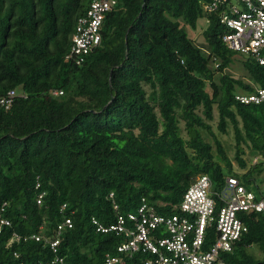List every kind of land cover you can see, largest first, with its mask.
Listing matches in <instances>:
<instances>
[{"label": "trees", "instance_id": "trees-1", "mask_svg": "<svg viewBox=\"0 0 264 264\" xmlns=\"http://www.w3.org/2000/svg\"><path fill=\"white\" fill-rule=\"evenodd\" d=\"M90 1L0 0V97L26 93L0 106V211L11 221L0 232V264L52 261L46 238L55 239L66 218L73 224L60 233V256L104 264L123 237L97 231L94 218L110 225L143 198L175 212L200 173L216 188L235 175L258 191L252 184L264 161L247 168L244 154L264 157V103L236 95L264 88V65L248 56L249 80L228 71L235 51L223 40V8L206 10L210 0H119L101 44L81 63L66 61ZM200 18L202 43L188 33ZM217 117L222 133L233 128L243 171L215 135ZM241 215L248 231L223 256L264 264V215ZM215 236L208 228L206 247Z\"/></svg>", "mask_w": 264, "mask_h": 264}, {"label": "built area", "instance_id": "built-area-1", "mask_svg": "<svg viewBox=\"0 0 264 264\" xmlns=\"http://www.w3.org/2000/svg\"><path fill=\"white\" fill-rule=\"evenodd\" d=\"M237 2L210 0L204 4L209 11L223 8L220 21L227 27L223 40L228 47L264 65V0ZM118 3L119 0L90 1L87 13L77 20L66 61L81 63L85 55L101 44L106 14ZM18 96H26V93L15 88L9 90L0 97V106L11 108ZM236 99L243 103H264V88H257L251 94H237ZM257 189L248 188L235 175H227L224 186L216 188L209 174L200 173L193 178L175 212L161 213L143 198L135 211L118 214L110 225L94 218L97 231H115L123 237L115 251L105 254L104 264H232L223 255L232 252L236 242L248 231L241 213L264 215V186L258 184ZM44 194L41 192L38 203L42 202ZM115 208L119 209V205L115 204ZM10 224L11 221L0 211V232ZM72 224L71 219L66 218L58 226L56 238H46L56 254L55 258L47 263L39 261L35 264H68L58 249L60 233ZM208 228H214L216 236L206 247ZM31 237L40 239L41 236L33 234ZM15 255L19 257V253L15 252ZM145 255L148 257L144 258ZM136 256L138 260L133 261Z\"/></svg>", "mask_w": 264, "mask_h": 264}, {"label": "rangeland", "instance_id": "rangeland-1", "mask_svg": "<svg viewBox=\"0 0 264 264\" xmlns=\"http://www.w3.org/2000/svg\"><path fill=\"white\" fill-rule=\"evenodd\" d=\"M234 2L238 3L237 0H234ZM198 23H199V27L196 30L188 28V33L193 38H195L198 43H202V42H204V36L202 34V29L206 25L205 19L204 18H200ZM246 59H248V55L242 54L240 52H234V61H233L232 65L230 66V68H228V71L230 73H232L233 75L237 76V77H242V78H244V80H249V78L247 76L246 69H245V67L243 65V62ZM239 92L247 93L248 90L241 88L239 90ZM217 119H218V117L213 122L215 135H217L218 138L222 141L223 146H224L228 156L233 160V164L235 166V169H237L239 171H243L241 169V167L239 166L238 161H237V159L235 157V155H236V141H235V135H234L233 128L230 126L226 133H222L218 129L217 125H216L217 124ZM182 133L186 134L183 129H182ZM204 136H205V138L207 140L211 141L213 144L215 143L214 136H212L206 130L204 131ZM255 157L256 156L253 155V152H250V150L247 148L246 149V153L244 154V158L248 162V167L247 168H250L251 166H254L255 164H259L260 162L264 161V157L261 156V155H257V157H258L257 161H255ZM255 179H254L255 180L254 183L252 184L253 187L258 186L257 184H260L261 186H264V169L261 172L257 171L255 173Z\"/></svg>", "mask_w": 264, "mask_h": 264}]
</instances>
